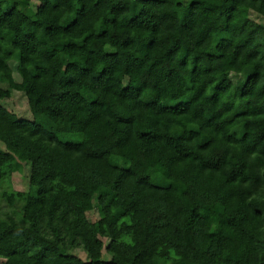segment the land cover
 I'll return each mask as SVG.
<instances>
[{
	"label": "trees",
	"instance_id": "obj_1",
	"mask_svg": "<svg viewBox=\"0 0 264 264\" xmlns=\"http://www.w3.org/2000/svg\"><path fill=\"white\" fill-rule=\"evenodd\" d=\"M1 1V264H264V0Z\"/></svg>",
	"mask_w": 264,
	"mask_h": 264
},
{
	"label": "rangeland",
	"instance_id": "obj_2",
	"mask_svg": "<svg viewBox=\"0 0 264 264\" xmlns=\"http://www.w3.org/2000/svg\"><path fill=\"white\" fill-rule=\"evenodd\" d=\"M36 2L33 1L32 4L34 5ZM2 7L6 6L4 1H1L0 4ZM35 6V5H34ZM255 17V15H252ZM13 76L15 81H20L19 75L13 71ZM118 77L122 80L124 84L131 83L130 78L126 76L118 75ZM0 104L3 105L5 108L10 110L11 112L15 113L18 117H23L27 119H32L31 112L29 110V106L26 100V97L23 92L17 90H11V95L9 98L0 100ZM4 145L0 142V149H3ZM22 164V171L15 172L11 177V187L15 190H27L28 188V176H29V167L27 165ZM2 188H0L1 191ZM11 208L7 205V203L1 198L0 196V214L5 211H10ZM98 216V212L96 207L88 212V217L90 220H95ZM77 253L83 260H87V255L84 251L76 250L74 251ZM106 257V254L103 255ZM2 263V259H0V264Z\"/></svg>",
	"mask_w": 264,
	"mask_h": 264
}]
</instances>
